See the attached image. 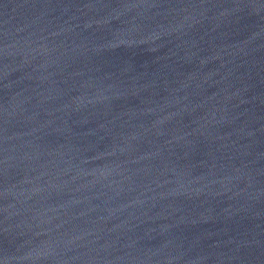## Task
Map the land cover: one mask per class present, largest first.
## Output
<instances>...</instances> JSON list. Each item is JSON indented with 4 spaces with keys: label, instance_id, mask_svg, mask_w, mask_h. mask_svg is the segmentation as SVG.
<instances>
[{
    "label": "water",
    "instance_id": "water-1",
    "mask_svg": "<svg viewBox=\"0 0 264 264\" xmlns=\"http://www.w3.org/2000/svg\"><path fill=\"white\" fill-rule=\"evenodd\" d=\"M0 264H264V0H0Z\"/></svg>",
    "mask_w": 264,
    "mask_h": 264
}]
</instances>
